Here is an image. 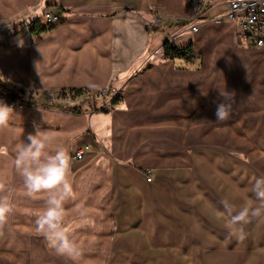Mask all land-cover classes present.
I'll return each mask as SVG.
<instances>
[{
    "label": "crops",
    "instance_id": "0c3cea01",
    "mask_svg": "<svg viewBox=\"0 0 264 264\" xmlns=\"http://www.w3.org/2000/svg\"><path fill=\"white\" fill-rule=\"evenodd\" d=\"M55 4L64 7V20L34 33L33 23L45 25L43 14ZM226 11L225 0L210 7L190 0H0V37H7L0 83L38 102L18 107L0 91V103L17 115L0 128V183L14 189L0 264H72L36 234L45 194L29 198L13 165L16 144L37 130L71 159L89 146L83 160L72 159L77 198L65 205L67 221L77 205L93 221L74 233L82 254L90 243H111L114 224L120 230L121 222L141 221L165 198L169 177L192 169L203 143L212 156L222 143L264 176V47L243 43ZM167 39L192 43L201 66L178 68L164 54ZM114 88L119 99L104 108L107 98L98 94ZM224 91L235 99L229 118L217 121Z\"/></svg>",
    "mask_w": 264,
    "mask_h": 264
},
{
    "label": "rangeland",
    "instance_id": "374dc122",
    "mask_svg": "<svg viewBox=\"0 0 264 264\" xmlns=\"http://www.w3.org/2000/svg\"><path fill=\"white\" fill-rule=\"evenodd\" d=\"M186 152L191 147L186 145ZM212 152L203 143L192 169L169 177L160 192L165 198L155 199L141 221L121 222L120 230L114 224L115 241L113 236L109 244L90 243L79 264H264V216L245 225L247 236L240 241L228 235L226 217L217 215L223 200L234 206V214L245 205L258 206L251 187L263 175L246 156H230L222 143L217 156Z\"/></svg>",
    "mask_w": 264,
    "mask_h": 264
},
{
    "label": "clouds",
    "instance_id": "9594fccd",
    "mask_svg": "<svg viewBox=\"0 0 264 264\" xmlns=\"http://www.w3.org/2000/svg\"><path fill=\"white\" fill-rule=\"evenodd\" d=\"M231 94L220 92L223 102L217 105V121L229 118L235 99ZM14 115L17 116L12 107L0 103V128L7 127ZM14 151L13 165L22 178L25 194L32 199L45 194L43 207L34 220L36 234L45 239L56 255L72 264H79L81 245L74 233L80 228L92 227L93 221L86 216L81 205L75 208L76 218L67 221L65 205L77 198L70 180L72 159L69 150L64 146L53 147L49 135L37 130L35 134L29 133L26 139H21ZM13 191L0 183V236L4 235V228L14 211ZM251 191L259 202L258 206L245 205L234 214V206L223 200V212H217L218 216L226 217L228 235L240 241L247 236L245 225L264 216V176L254 178Z\"/></svg>",
    "mask_w": 264,
    "mask_h": 264
},
{
    "label": "built area",
    "instance_id": "2783aa9c",
    "mask_svg": "<svg viewBox=\"0 0 264 264\" xmlns=\"http://www.w3.org/2000/svg\"><path fill=\"white\" fill-rule=\"evenodd\" d=\"M192 3H201L207 7L212 6L214 0H190ZM227 3L226 16L228 19L236 21L238 24V36L240 40L254 47H264V0H225ZM66 11L60 4H55L51 10H47L43 14L45 26L50 27L64 20ZM197 26H192V30H196ZM170 41L175 44L173 39ZM1 91V90H0ZM3 95V93H2ZM99 97H106L107 101L104 108L114 105L115 99L118 96V90L114 88L111 92L107 89H102L99 92ZM10 103L15 106L22 107L24 102L13 99L8 95ZM89 146L79 148L72 154L73 160H83L86 155V150Z\"/></svg>",
    "mask_w": 264,
    "mask_h": 264
},
{
    "label": "trees",
    "instance_id": "16d2710c",
    "mask_svg": "<svg viewBox=\"0 0 264 264\" xmlns=\"http://www.w3.org/2000/svg\"><path fill=\"white\" fill-rule=\"evenodd\" d=\"M32 31L34 33H41L47 29V26L42 25L41 22L36 21L33 23ZM19 28H15L14 32H17ZM13 32V33H14ZM163 49L164 54L167 58L173 60L178 68H187V67H200V63L198 62L199 58L196 56L193 44L189 43L186 46L178 47L174 45L170 39L165 40L163 43ZM0 90L3 93V95H8L13 99H18L26 104H38V102L33 99L29 94H27L25 91L20 90L18 92L10 91L4 88V86L0 83ZM119 97L115 99V102H117ZM114 102V103H115ZM90 105L93 104V101H87ZM69 110L72 111H79L80 107H72L69 108Z\"/></svg>",
    "mask_w": 264,
    "mask_h": 264
}]
</instances>
